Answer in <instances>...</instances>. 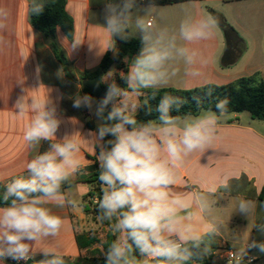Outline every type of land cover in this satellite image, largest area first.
<instances>
[{
    "label": "clouds",
    "instance_id": "1",
    "mask_svg": "<svg viewBox=\"0 0 264 264\" xmlns=\"http://www.w3.org/2000/svg\"><path fill=\"white\" fill-rule=\"evenodd\" d=\"M101 3L109 51L119 55L116 39L127 41L132 27L140 41L124 78L127 87L114 81L107 84L100 98L80 92L71 98L73 108L86 109L90 118H95V128L85 135L99 164L102 195L97 201L98 219L111 222L115 235L104 252V264H196L211 252V241L221 234L222 220L214 215L211 196L221 188L230 190L232 177L224 176L200 190L189 187L178 192L174 189L177 170L192 154L212 148L229 101L218 100L215 111L201 109L198 114L181 117L172 113H179L185 101L165 94L155 107L158 115L154 120L136 117L141 111L146 116L153 112L147 99L141 103L142 90L167 85L179 75V62L185 66L186 77L199 79L203 75L208 60L193 45L211 40L219 20L210 13L188 15L181 21L177 36L147 19L151 5L141 15L138 0ZM30 12H44L41 0H32ZM8 17V10L0 7V29L6 28ZM79 45L74 41L72 50ZM40 71L37 67V74ZM57 75L62 78L60 70ZM52 92L47 88L43 98L31 100L21 95L14 105L17 115L31 113L23 140L32 153L26 174L10 179L0 192V260L15 264H27L34 252L40 256L37 264H66L54 244L35 247L60 236L65 221L47 205L76 206L63 186L81 170L83 160L81 132L73 129L61 134V126L67 123L59 107L64 95L55 89L53 98ZM44 142L48 147L40 151ZM255 209L250 199H239L236 206L246 220ZM252 229L258 238H251L242 254L264 256V220L252 224Z\"/></svg>",
    "mask_w": 264,
    "mask_h": 264
},
{
    "label": "crops",
    "instance_id": "2",
    "mask_svg": "<svg viewBox=\"0 0 264 264\" xmlns=\"http://www.w3.org/2000/svg\"><path fill=\"white\" fill-rule=\"evenodd\" d=\"M65 1L66 12L74 22V35L69 39L61 28H57L55 38L69 62L73 80L67 78L49 40L31 26L29 12L32 0H0V7L9 12L6 28L0 29V192L10 179L26 174V163L32 156L23 140L31 113L20 116L14 108L21 95L29 100L43 98L47 88L53 89V98L56 96L55 89L63 93L64 99L59 107L67 123L61 126V134L73 129L81 132L82 168L71 181L80 179L84 174L91 175V168L98 163L95 151L85 135L88 130L95 128V118H90L86 109L73 108L71 98L77 92L81 95L87 93L81 77L97 72L104 56L112 54L108 50L109 36L102 27L103 5L101 0ZM152 1L138 0V14L143 15L144 8L151 5L147 19L158 27L167 28L170 33L178 36L179 25L186 16H206L212 9L225 17L245 45L239 57L228 53L225 36L218 27L211 40L193 45L208 60L202 70L203 75L199 79L186 77L185 66L181 61L178 64L179 75L156 89L190 90L207 85L222 86L257 72L264 79V0H178L165 5ZM130 35L129 39H139L135 27L130 29ZM74 41L80 45L72 50ZM131 59L126 57L120 66L114 64L102 74L103 88L116 82L117 76L127 74ZM37 67L41 69L39 74L36 72ZM59 70L62 78L57 75ZM89 122L93 128L87 125ZM47 147V142L42 143L40 151ZM177 175L174 189L178 192H184L189 187L200 190L205 184H217L224 176L232 177L230 190L221 188L211 196L215 201L214 215L222 220L221 234L216 237L219 247L217 252L225 248L230 240L242 244L244 250L248 241L240 243L242 232L247 229L252 231V224L264 220V201L259 199L264 185V122L253 119L248 112L227 113L220 118L218 136L212 148L208 152H197L188 157L183 167L177 170ZM92 188L91 183L77 182L65 189L76 200L75 207L47 205L54 214L64 219V228L55 241L38 244L36 249L54 244L63 254L66 264H101L98 260L103 257L100 252H103L101 244L105 240L94 236L89 220L93 214H86L83 210V199ZM239 199H250L256 204L254 215L248 220L236 211ZM79 236L83 237V243L89 237H96L99 243L81 249ZM253 237L254 232L251 233ZM39 259L40 256L34 252L32 260L37 263ZM256 259L259 260L257 255ZM139 260L142 262V259ZM0 264L12 263L0 260Z\"/></svg>",
    "mask_w": 264,
    "mask_h": 264
},
{
    "label": "trees",
    "instance_id": "3",
    "mask_svg": "<svg viewBox=\"0 0 264 264\" xmlns=\"http://www.w3.org/2000/svg\"><path fill=\"white\" fill-rule=\"evenodd\" d=\"M177 1L178 0H153L152 2L158 5H165L172 4ZM41 2L44 4V12L41 15H34L29 12L30 24L34 29L41 32L49 40L53 52L61 62L66 72L67 78L69 80H73V76H71L69 69V62L65 58L55 38L57 28H61L69 39H72L74 35V22L66 12V1L41 0ZM209 11L219 20V28L222 30L225 36L227 52L234 54L236 57H239L245 50L243 40L239 37L233 27L229 25L222 14L212 9H210ZM116 47L119 48L118 56L112 59L111 54L107 53L102 59L97 72L92 74H84L81 77V80L84 81L93 78L98 74H105L114 64L120 66L126 57L131 58L137 53L140 47V41L139 39L135 38H130L127 41H122L117 38ZM125 76L126 75L122 77H116V82L119 83L122 87H127L124 84ZM106 88L107 87L104 88L105 91ZM84 90L87 93L92 94L88 89L84 88ZM142 92L143 95L140 97L141 103L145 99H147L149 105L153 109L151 116H146L143 111L139 112L136 118L142 121H147L149 119L154 120L158 115L155 112V107L159 103L160 98L165 94H170L173 96H178L185 101L180 112H173V115L183 117V115L187 113L198 114L201 109H211L215 111L216 102L220 99L226 98L229 101L228 113L248 112L253 119L264 122V79L260 72H257L248 77L239 78L238 80L230 84L222 86L207 85L190 90H177L173 88L146 89L142 90ZM209 93L211 94L209 95ZM153 95H155V99H152ZM87 125L90 128H93V124L91 122L87 123ZM98 177L99 164L96 162L95 165L91 168V175L86 179H77L75 181H71L70 184L63 186L64 189H66L77 182L91 183L93 185V188L83 199V210L86 214H93L97 218L99 216V213L97 211L98 205L97 202L94 203L92 199L95 197L99 199L102 195V185L99 182ZM259 199L261 201H264V185L262 187ZM101 222L107 223L108 221ZM82 239L83 237H78V243L81 249L99 243V240H97L96 237L86 238L85 243L82 242ZM113 239H115V235L110 230L106 234L105 242L101 244L103 252H100L98 250L95 251L97 253L100 252L101 254H103V257L98 260L101 264H104V252ZM210 248L211 252L205 255L202 260L197 261V264H211L214 253L219 249L216 237L211 241ZM138 259L140 258L138 257Z\"/></svg>",
    "mask_w": 264,
    "mask_h": 264
},
{
    "label": "rangeland",
    "instance_id": "4",
    "mask_svg": "<svg viewBox=\"0 0 264 264\" xmlns=\"http://www.w3.org/2000/svg\"><path fill=\"white\" fill-rule=\"evenodd\" d=\"M89 220H90V227L92 229V233H94V236L98 237L99 240L104 241L107 232L111 230V222L103 223L100 221V219H98L94 215H90ZM253 232L254 231L253 230L251 231L250 229H247V231H243L241 235L242 238L240 240V243L249 241L251 239V233ZM254 235L255 237H257V234L255 232H254ZM225 249L228 251H231L235 255H239V256L243 255L242 254V251H243L242 244L234 243L233 240L232 241L230 240L228 244H226ZM257 256L259 257V260H257L255 264H264V256H260V255H257ZM140 259H143V258H140ZM211 264H219L218 255H215V257L211 261Z\"/></svg>",
    "mask_w": 264,
    "mask_h": 264
},
{
    "label": "built area",
    "instance_id": "5",
    "mask_svg": "<svg viewBox=\"0 0 264 264\" xmlns=\"http://www.w3.org/2000/svg\"><path fill=\"white\" fill-rule=\"evenodd\" d=\"M142 2H145V0H141ZM94 203L98 201V199L95 197L92 199ZM214 255H218L219 258V264H255L257 259L250 260L249 257L252 256L251 253L248 256L242 255H235L231 251L226 250L225 248H222L219 252H215ZM10 262L12 264H15L14 261ZM27 264H37L33 260H29Z\"/></svg>",
    "mask_w": 264,
    "mask_h": 264
},
{
    "label": "water",
    "instance_id": "6",
    "mask_svg": "<svg viewBox=\"0 0 264 264\" xmlns=\"http://www.w3.org/2000/svg\"><path fill=\"white\" fill-rule=\"evenodd\" d=\"M118 52H119V48H117ZM116 57V55L112 52L111 54V58L114 59ZM102 74H98L97 76L84 80L83 81V87L88 89L96 98H100L105 94V90L103 88L102 85ZM97 84H99V86L97 87ZM90 175V174H89ZM89 175H81L80 179L84 180L86 179Z\"/></svg>",
    "mask_w": 264,
    "mask_h": 264
}]
</instances>
